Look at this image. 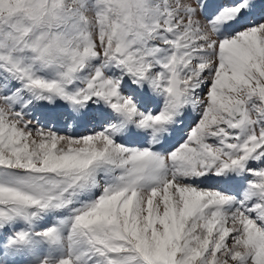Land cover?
I'll list each match as a JSON object with an SVG mask.
<instances>
[{"label":"snow or ice","instance_id":"snow-or-ice-1","mask_svg":"<svg viewBox=\"0 0 264 264\" xmlns=\"http://www.w3.org/2000/svg\"><path fill=\"white\" fill-rule=\"evenodd\" d=\"M0 264H264V0H0Z\"/></svg>","mask_w":264,"mask_h":264},{"label":"rangeland","instance_id":"rangeland-1","mask_svg":"<svg viewBox=\"0 0 264 264\" xmlns=\"http://www.w3.org/2000/svg\"><path fill=\"white\" fill-rule=\"evenodd\" d=\"M34 115H37V116H39V115H40V113H39V112H37V113H34Z\"/></svg>","mask_w":264,"mask_h":264}]
</instances>
